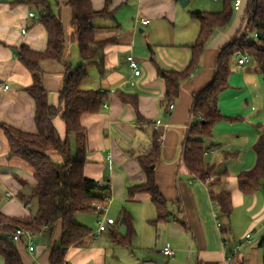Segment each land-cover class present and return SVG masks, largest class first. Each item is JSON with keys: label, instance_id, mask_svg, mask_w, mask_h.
<instances>
[{"label": "crops", "instance_id": "0c3cea01", "mask_svg": "<svg viewBox=\"0 0 264 264\" xmlns=\"http://www.w3.org/2000/svg\"><path fill=\"white\" fill-rule=\"evenodd\" d=\"M30 0H0V124L26 133L38 132L35 122L36 103L27 92L33 77L18 60V50L27 45L43 52L48 47V33L34 12ZM52 11L59 15L68 38L64 61L42 62L44 86L51 106L60 104L65 79V62L73 68L81 65L78 44L70 40L74 32L73 10L69 0H49ZM96 12L107 10L105 18H97L95 39L110 42L106 52L107 72L104 77L94 68L84 82L85 90L110 94L107 108L96 115H85L82 124L88 130L89 149L84 176L97 182L109 181V190L102 192L112 198L109 217L116 220L107 232L93 236L84 248L69 251V264H224L239 242L246 243L239 255L242 264H264V250L259 247L264 236V189L244 194L239 187L241 174L253 170L258 161L256 144L264 135V75L254 60L238 67L232 60L229 88L218 100L223 119L216 124L212 136L205 140L206 170H211L205 183L185 165L183 150L194 116V95L215 79L220 50L248 31L246 12L250 0H243L241 11L234 10L231 22L214 31L194 72L182 83L174 108L163 106L165 81L158 71H184L189 67L201 24L193 13H219L225 0H91ZM37 9V8H36ZM38 10V9H37ZM30 14H35L31 18ZM149 19L148 25L142 20ZM72 32V33H71ZM71 33V34H70ZM71 43L77 46L74 48ZM134 57L141 69L136 77L128 57ZM134 81V86L126 82ZM5 86H9L6 90ZM138 96V109L125 103L116 92ZM160 122V123H158ZM60 137L67 129L58 117L54 120ZM161 138L160 155L152 168L163 198L167 201L169 219L156 222L158 210L149 194L131 196L129 190L147 183L139 157L149 155L154 138ZM74 138V137H73ZM75 139V138H74ZM76 142V140H75ZM72 143V141H71ZM76 152H77V143ZM72 150L73 143H72ZM76 152L74 154H76ZM56 163L62 157L49 153ZM216 183H214V182ZM210 183H214L210 185ZM37 184L34 171L20 158L10 157L8 140L0 128V213L10 218H30L36 212L27 208L33 200ZM227 192L233 211L229 220L223 218L212 196ZM92 213V217L85 214ZM126 215L132 219L134 237L130 243L113 240L115 232L128 233ZM217 220L223 233L217 227ZM77 221L98 232L99 214L86 212ZM62 224L47 227L36 234L35 252L27 241L17 245L25 264H50L52 251L61 245ZM251 234V243L247 235ZM226 242V243H225ZM128 243V244H127ZM171 246L177 254L165 256L163 249ZM226 248V249H225ZM0 257V264H4Z\"/></svg>", "mask_w": 264, "mask_h": 264}, {"label": "trees", "instance_id": "16d2710c", "mask_svg": "<svg viewBox=\"0 0 264 264\" xmlns=\"http://www.w3.org/2000/svg\"><path fill=\"white\" fill-rule=\"evenodd\" d=\"M29 3L38 9L40 23L48 33V47L45 51H35L27 45H22L18 50L19 62L33 77V84L27 88V92L36 103L35 122L38 132L26 133L6 124H0V128L8 140L10 157L24 160L34 171L37 184L34 188L33 200L38 208L30 218H10L0 213V257L4 259V264H25L17 244L5 235L12 236L19 227L39 234L45 228L55 227L61 222L63 231L61 245L52 251L50 264H67L69 251L72 248L86 247L94 236L89 227L77 221V215L95 212L94 203L101 201L104 196L102 192L110 189L100 188L97 181L84 176L89 138L88 130L82 124L85 115L99 114L110 98L109 93L83 88L91 68H96L101 77L107 72L105 50L111 41H96L97 27L93 22L97 18H105L108 12L107 10L96 12L91 0H69L75 28L70 40L78 44L83 63L76 68L68 62L64 63V85L60 92V104L56 107L49 104V94L44 86L45 74L40 65L45 61L61 63L64 61L68 44L66 28L61 17L52 11L49 0H30ZM234 4L235 0H225L222 12L193 13V18L200 22L201 29L197 42L192 47L193 56L189 67L184 71H158L159 77L166 85L163 106L169 107L179 98L182 83L198 66L214 31L231 22ZM246 15L248 31H254L255 40H250L249 34L244 33L238 40L220 50L213 83L194 95V116L197 121L189 131L185 165L192 174L205 183L209 182L212 175L211 170H206L205 140L212 136L214 127L223 119L218 100L219 96L229 88L233 58L239 54L250 56L255 61L257 69L264 75V42L256 37L257 33L264 35V0H254L248 7ZM116 93L125 103L132 104L138 109L137 95L121 91ZM58 117L66 125L65 140L60 137L54 124V120ZM71 137H74L77 143L76 154L72 150ZM255 149L258 155L255 168L239 177V187L247 195L264 189V135ZM52 151H56L62 157V163H56L50 157L49 153ZM160 151L161 138L156 135L151 153L139 157L147 175V183L134 186L129 193L131 196L138 193L149 194L159 213L156 222H167L168 204L159 190L156 173L152 168ZM212 198L218 204L222 217L229 220L233 211L231 195L223 192L218 195L213 194ZM125 224L128 229L125 237L117 232L113 235V240L117 243L124 240L130 243L134 237L132 219L129 215H126ZM222 229L223 233L229 231L228 228ZM259 247L264 250V236ZM235 264H242L239 256L235 259Z\"/></svg>", "mask_w": 264, "mask_h": 264}, {"label": "built area", "instance_id": "2783aa9c", "mask_svg": "<svg viewBox=\"0 0 264 264\" xmlns=\"http://www.w3.org/2000/svg\"><path fill=\"white\" fill-rule=\"evenodd\" d=\"M253 1L254 0H250L249 6ZM242 5H243V0H235L234 10L236 12L241 11ZM30 17L35 18V14H30ZM247 21H248V17L246 15V23H247ZM142 23H143V25L146 26L150 23V20L144 19V20H142ZM251 61H252V58L250 56L241 55V56H239L238 61H237L238 67L244 68L245 65ZM128 63L130 65L132 71L134 72V75L136 77L141 76L142 72H141L140 66H139L138 62L134 59V57H132V56L128 57ZM124 85H125V87L126 86H134L135 82L134 81L126 82ZM5 89L8 90L9 86H5ZM104 107L107 108L108 105L105 104ZM173 108H174V105L171 104L168 109H169V111H171ZM158 123H160V122H158ZM192 125L193 124H191V126H189V130H191ZM186 142H187V140H186ZM186 142H185V146H184V150H183L184 156L186 153ZM206 155H208V153H206ZM98 186L100 188H109V181H107V180L99 181ZM111 205H112V198L109 195H104L103 198L101 199V201L94 203L93 209L96 213L99 214L98 232L96 234H94V236L98 237L101 233L107 232L110 226H114L116 224V220L114 218L109 217ZM32 206H33L32 202H28L26 205L27 208H30ZM217 227L221 230L222 224L220 223L219 220H217ZM35 236H36V233H34L33 231L19 227V228L15 229V232L13 234V241L15 243H17V245H20V244L24 243V240H26L29 252L33 253V252H35V249H36V246L34 244V237ZM251 239H252V235L248 234L247 235V242L251 243ZM245 245H246V243H243V242L237 243L235 245L234 249L232 250V252L225 259L224 264H235V259L240 255V253L243 250ZM163 253L165 256H168V257H174L177 254V252L171 246H166L163 249ZM67 264H69V263H67Z\"/></svg>", "mask_w": 264, "mask_h": 264}, {"label": "rangeland", "instance_id": "374dc122", "mask_svg": "<svg viewBox=\"0 0 264 264\" xmlns=\"http://www.w3.org/2000/svg\"><path fill=\"white\" fill-rule=\"evenodd\" d=\"M3 1V0H2ZM34 12L36 13V15L37 16H39L40 15V13H39V11L36 9V8H34ZM72 33V32H71ZM70 33V34H71ZM251 37H254L255 38V36L254 35H251ZM71 46H73L74 48L77 46L75 43H71ZM94 72H96V69L94 68ZM71 141H72V143H73V149L75 150L74 151V153L76 152V146H75V144H76V142H75V139L73 138V137H71ZM30 208H33L32 209V211L33 212H36L37 211V208H38V206H37V204L35 203V206H32V207H30ZM85 216H87V217H92L93 216V214L92 213H89V214H85ZM17 244V243H16Z\"/></svg>", "mask_w": 264, "mask_h": 264}, {"label": "water", "instance_id": "95a60500", "mask_svg": "<svg viewBox=\"0 0 264 264\" xmlns=\"http://www.w3.org/2000/svg\"><path fill=\"white\" fill-rule=\"evenodd\" d=\"M180 2H181L182 4L185 3L184 0H180ZM256 37H257L259 40H261V41L264 42V35H263V34H261V33H257V34H256ZM5 237H10V239L13 240V235H12V236L5 235Z\"/></svg>", "mask_w": 264, "mask_h": 264}]
</instances>
